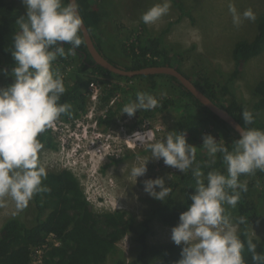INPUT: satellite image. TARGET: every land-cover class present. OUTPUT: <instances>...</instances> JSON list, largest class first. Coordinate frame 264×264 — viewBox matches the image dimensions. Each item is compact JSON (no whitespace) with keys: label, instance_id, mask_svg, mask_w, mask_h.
Instances as JSON below:
<instances>
[{"label":"trees","instance_id":"16d2710c","mask_svg":"<svg viewBox=\"0 0 264 264\" xmlns=\"http://www.w3.org/2000/svg\"><path fill=\"white\" fill-rule=\"evenodd\" d=\"M98 0H77L79 12L88 28L97 49L111 63L114 61L107 55L104 49L106 36L101 30V24L105 19V13L97 9L95 3ZM67 2V0H65ZM181 12L180 18L192 17L185 10L182 3L174 1ZM146 3L138 6L139 11H144ZM138 14V13H137ZM26 15L15 3L0 0V68L11 69L15 66L11 49L13 38L19 27L16 24L19 16ZM143 34H138L130 43L123 42L122 53L126 59L123 67L127 70H140L152 66H170L184 74L191 82L201 90L208 98L228 111L244 128L255 127L264 129V120L259 118V112L264 110V80L255 87V95L258 100L250 105L240 100L231 87L235 83L243 66L264 53V12L261 14L254 39L250 42L239 41L232 52L233 67L224 85L216 83L204 73L187 74L182 69V63L188 50L171 49L164 44V36L169 31L164 29L158 35H152L145 23L140 22ZM172 25V24H171ZM140 32V33H142ZM80 36L83 43L74 54H67L71 45L65 44L66 56L58 57L54 62V68L58 69L64 78L66 92L60 103L71 105L70 115H62L61 121L71 122L75 118L87 112L88 88L91 82L101 83L103 80L101 101L99 109L106 110V116H98L100 127L109 128L116 124L119 112L124 106L136 99L138 91L152 94L159 101L158 107L148 111H142L137 116L134 124L128 127V131L134 132L141 128V124L148 119H154L158 114L176 111L179 113V122L175 130L186 132L187 139L201 143L205 134L215 133L219 138L225 134L228 139L225 145L232 150L233 142L240 138L232 127L216 116L207 107L203 106L191 92L186 90L175 77L168 75H141L132 78L113 74L97 65L93 60L82 31ZM67 69L70 72H67ZM128 82L144 79L150 82L144 87L131 85L129 89L119 84L106 82L109 78ZM107 79V80H106ZM168 86L169 95L158 97L160 89ZM127 89V90H125ZM116 106L110 108L114 97H118ZM247 108L254 115V123L249 126L244 124L242 112ZM207 125L217 130H207ZM221 135V136H220ZM42 149L57 150L56 142L51 128L40 134ZM142 153H144L142 151ZM200 152H198L199 154ZM197 154V155H198ZM199 156H201L199 154ZM204 158L199 162L205 176L209 171L218 170L225 174L226 167L218 154L215 164L208 165ZM117 162V161H115ZM106 166L102 168L104 172ZM173 175L176 181L171 182L172 192L161 204L156 205L148 218L138 222L136 217L125 209H117L113 212H98L88 200L86 193L76 175L67 169H58L48 173L43 182L50 191L34 196L25 210L6 219L0 229V264H31L32 248L41 244L42 240L50 233H54L60 239L59 246L53 247L44 258V264H105L109 257L116 256L114 264H176L181 258L182 247L173 243L161 245L150 244L147 238L154 235L151 223L157 219L163 226L173 228L179 224L180 214L187 210L190 203L189 196L195 191V178L191 171L185 175ZM258 179L264 181V172L257 171ZM244 176V175H242ZM241 180V178H240ZM248 191L242 192L237 206L232 211V217H244L245 223L239 224V234L245 242L243 257L245 264H256L252 260V254L247 249L249 238L257 245V252L264 255V238L258 240L250 237L249 227L260 221L257 205L253 201L255 182H247ZM264 198V190L260 192ZM33 217V220L32 218ZM140 229V230H139ZM138 232L135 241L139 247L136 253H132V259L128 260L121 255L118 242L129 233ZM264 264V261L260 262Z\"/></svg>","mask_w":264,"mask_h":264},{"label":"clouds","instance_id":"9594fccd","mask_svg":"<svg viewBox=\"0 0 264 264\" xmlns=\"http://www.w3.org/2000/svg\"><path fill=\"white\" fill-rule=\"evenodd\" d=\"M22 3L26 15L16 21L19 31L14 35L11 49L15 66L10 72L4 69L5 75H11L14 82L0 87V206L10 199L17 211L26 209L35 195L50 191L43 183L48 170L41 159L43 145L39 137L62 115H70L71 108L67 103H60L66 87L54 62L66 56L65 44L71 45L69 55L81 46L80 32L84 26L77 0H22ZM170 7V0H162L143 12L141 20L148 25L155 24ZM229 12L237 28L246 20H256L251 8L241 13L230 3ZM117 99L113 98L110 108L116 106ZM158 105L155 96L138 91L136 99L122 111L132 117L138 110L148 111ZM102 112L101 116L105 117L106 110L101 109ZM242 117L244 124L254 123L249 109L243 110ZM239 131L240 138L233 142L232 150L223 138L203 136L201 148L207 152L208 165L215 164L219 154L227 174L214 169L205 176L197 163V147L188 143L186 132L168 131L165 138L148 144L151 159H162L166 166L185 175L191 171L195 178V191L189 196L187 210L180 214L179 224L171 230L174 244L183 245L176 264H245L242 254L245 242L238 225L246 221L244 217L234 220L228 208H235L241 193L248 191L247 183L240 177L264 172V129L242 127ZM143 135H134L137 142L144 143ZM149 160L133 166L130 175L136 180L144 176ZM144 191L156 200L165 201L172 188L160 177L145 180ZM247 249L256 264L264 261V255L257 252L251 238L247 240Z\"/></svg>","mask_w":264,"mask_h":264},{"label":"rangeland","instance_id":"374dc122","mask_svg":"<svg viewBox=\"0 0 264 264\" xmlns=\"http://www.w3.org/2000/svg\"><path fill=\"white\" fill-rule=\"evenodd\" d=\"M7 1L9 3H15V5H18L26 13V7L23 5L22 0ZM174 1L182 3L185 10L190 12L192 17L185 16L180 18L181 12L174 4ZM161 2L162 0H98L95 3L97 9L105 13V19L101 24V30L106 36L104 49L113 61L114 59L116 60L114 62L117 65L124 66L126 63L121 49L122 43L127 42L129 44L130 40H134L138 34H143L140 25V22H143L141 20L142 13L154 4ZM144 3H146L147 7L141 12L138 6ZM170 3L171 7L166 15L155 24H146L149 33L158 35L162 30L169 28V31L164 36V44L171 49L188 50V54L182 63V69L190 75L198 72L204 73L216 81V83L224 85L233 67L232 52L235 45L239 41L250 42L256 35L259 18L264 12V0H170ZM230 3H234L241 13L251 8L256 14V20H246L240 27H235L232 22V15L229 12ZM7 70L9 72L11 71V69ZM67 72L69 73L70 70L67 69ZM262 80H264V53L249 60L243 66L241 73L238 75L231 89L240 100L248 103L252 107L258 100V97L255 95V87ZM108 81L119 84L122 88L125 87L127 89L131 85L144 87L150 82L149 79H144L141 83H138L139 80L127 83L126 81L111 77L106 82ZM13 82L14 78L11 75H5L4 69L0 68V87H7ZM103 87L104 84L101 79V90ZM168 89V86L160 89L157 93L158 97L168 96L170 94ZM140 112L142 111L138 110L132 117L136 118ZM95 114H100V112L97 113L96 111ZM124 116L129 117L123 111L119 112V116L116 118V124L110 127L114 129L115 135H119L118 139H120L121 143L124 141V136L131 133L128 131V127L124 128V130L120 127L121 120ZM179 117L180 115L176 111L158 114L154 119L145 120L140 125L142 127L140 130H152V142L161 140L166 137L168 131L175 130L179 122ZM258 117L264 120V110L259 112ZM59 121L61 120L59 119ZM146 123H149V125L144 127ZM125 125L130 126L132 124L127 123ZM206 127L208 131H211L213 128L211 125H207ZM213 130L217 129L214 127ZM65 135L64 138L69 140L67 147L63 149L61 143L59 141L57 142L55 138L56 142L59 143L58 149H42L41 159L47 167L48 173L63 169V164L67 160H70L72 163L77 162L81 164L86 162V166L78 168L77 170L73 168V172L80 180L84 190L83 185L85 183H88L92 187L90 192L85 193L90 196L91 203L98 212H113L117 209H125L130 211L138 222H142L149 217L156 205L163 202L154 199L144 191V181L160 177H163L168 185L176 181V176L173 178L169 169L160 165L164 164L162 159H151V152L148 145L141 148H134L137 144L135 145L134 141H130V147L134 149H128L124 146L122 156L120 153H116L115 159L101 163V152L94 154L93 159L82 157V154L90 149L88 148L87 140L81 143L83 139L82 135H78L79 141L76 134L72 135L70 132H67ZM211 135L218 139L215 133H211ZM221 135L223 139H228L225 134L223 135L222 133ZM197 138V142L192 137L191 139H187V141L189 144L197 147V154L200 152L199 154L201 156L199 154L197 155V163H199L204 158L209 160V157L205 150H200L197 146L201 140V133L198 134ZM80 143L82 149L78 152L81 155L74 156L73 148ZM106 143L113 144L115 147V143L112 140H107ZM202 145L203 142L201 143ZM103 148L105 149V145H103ZM119 156L120 158L116 160ZM147 160H149L147 173L136 180L130 175L131 168L141 161L146 162ZM105 166L106 170L103 172L102 168ZM181 174L183 173H179L177 176ZM240 178L242 182H255L256 184L252 195L253 201L257 205L260 221L249 227V235L250 237L261 240L264 238V198L260 197V192L264 190V181L258 179L256 173L254 175H244ZM159 190L157 188V191ZM233 209L231 207L228 208L231 215ZM19 212L16 210L14 202L10 199L6 201L4 206H0V229L7 218ZM31 218L33 220V217ZM151 227L154 235H150L147 238L150 244L161 245L173 243L171 240L172 228L163 226L156 218L152 220ZM239 228L240 225H238V231ZM137 233L133 231L118 242V249L121 251V255L128 260H131L132 253H136L139 249L135 241ZM115 259L116 256L109 257L105 264H114ZM153 264L160 263L153 262Z\"/></svg>","mask_w":264,"mask_h":264},{"label":"built area","instance_id":"2783aa9c","mask_svg":"<svg viewBox=\"0 0 264 264\" xmlns=\"http://www.w3.org/2000/svg\"><path fill=\"white\" fill-rule=\"evenodd\" d=\"M101 96V85L99 83H91L90 84V93H89V106L87 107V112L80 117L74 119L71 122H63V121H56L53 127L51 128L52 134L54 138L57 139V142L59 141L61 143V146L63 149L67 147L69 140H66L64 138L65 133L70 132L72 135L77 136V139L79 141L78 135H82L83 139L81 140V143L84 142V140H87L88 142V149L84 154H82V157L85 158H92L93 155L97 152H101V163H104L108 160L115 159L116 153H120L121 156L123 155V148L126 146L128 149L129 142L130 141H136V148L137 147H144L152 142L153 140V131L148 130H136L135 132L128 134L124 136V141L121 143L120 139H118L119 135L114 134V129L112 128H106V127H100L98 116L104 115V112L98 111L97 104L99 102ZM117 99V98H116ZM114 103V100L111 102ZM97 111L100 112V114H95ZM95 112V113H94ZM130 122H135L136 118L134 117H128L127 118ZM149 123L144 124V127L148 126ZM122 130L124 128L120 126ZM125 132V131H124ZM136 133H141L143 135L144 143L137 142V138L134 136ZM118 139V140H117ZM107 140H114L115 147L113 144L106 143ZM78 144L75 148H73L74 156L81 155L78 151L82 149V145ZM59 144V143H58ZM74 145V144H73ZM103 145H105V149L103 148ZM70 147V146H69ZM118 151V152H117ZM86 155V156H85ZM92 155V156H91ZM120 156L117 158L119 159ZM86 162L84 164L77 163V162H71L70 160H67L64 162V168L73 172L74 169H78L81 167L86 166ZM161 166L167 167L173 177L175 174H179L177 169L166 166L164 164H160ZM62 168V167H61ZM74 173V172H73ZM75 174V173H74ZM84 175V174H82ZM85 192L91 191V186L88 183H85L84 185ZM86 196L88 200L91 202L90 196L86 193ZM42 243L38 246H35L32 248V263L31 264H44V258L48 255L49 251L55 247L59 246L61 241L57 237L56 234L50 233L47 237L44 238V240L41 241Z\"/></svg>","mask_w":264,"mask_h":264},{"label":"water","instance_id":"95a60500","mask_svg":"<svg viewBox=\"0 0 264 264\" xmlns=\"http://www.w3.org/2000/svg\"><path fill=\"white\" fill-rule=\"evenodd\" d=\"M81 15V14H80ZM82 34L86 42L87 48L95 61V63L113 74L132 78L141 75H168L175 77L182 86L192 93V95L210 111H212L221 120L229 124L232 129L240 135V129L243 127L228 111L220 107L217 103L208 98L201 90H199L184 74L177 69L166 66H152L140 70H127L125 67L111 63L95 46L94 40L86 27L85 23L82 29Z\"/></svg>","mask_w":264,"mask_h":264},{"label":"flooded vegetation","instance_id":"af4514ba","mask_svg":"<svg viewBox=\"0 0 264 264\" xmlns=\"http://www.w3.org/2000/svg\"><path fill=\"white\" fill-rule=\"evenodd\" d=\"M91 83H96L95 81L94 82H91ZM90 83V84H91ZM97 83H99V82H97ZM100 85H101V83H99ZM89 93H90V86H89V88H88V103H87V107L89 106V104H90V102H89ZM101 99V98H100ZM101 101V100H100ZM97 109H98V111H101V109H99V102H98V104H97ZM136 120H137V116H136ZM122 122H121V124H120V126H122L123 128H126V127H130V126H128V125H125V124H127V123H130V124H134L135 122H130L127 118H125V117H123V119L121 120ZM145 122V121H144ZM214 128V127H213ZM128 129V128H127ZM57 148H58V145H57ZM51 150V149H50Z\"/></svg>","mask_w":264,"mask_h":264},{"label":"bare ground","instance_id":"6f19581e","mask_svg":"<svg viewBox=\"0 0 264 264\" xmlns=\"http://www.w3.org/2000/svg\"><path fill=\"white\" fill-rule=\"evenodd\" d=\"M134 142H135L134 144L136 145V141H134ZM130 145H131V143L129 142V147H130ZM130 148H131V147H130ZM132 148H133V147H132Z\"/></svg>","mask_w":264,"mask_h":264}]
</instances>
